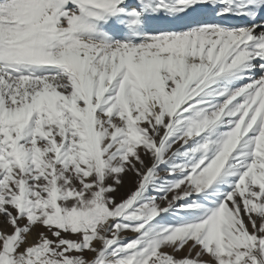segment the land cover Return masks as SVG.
I'll use <instances>...</instances> for the list:
<instances>
[{
	"label": "snow or ice",
	"instance_id": "obj_1",
	"mask_svg": "<svg viewBox=\"0 0 264 264\" xmlns=\"http://www.w3.org/2000/svg\"><path fill=\"white\" fill-rule=\"evenodd\" d=\"M0 264H264V0H0Z\"/></svg>",
	"mask_w": 264,
	"mask_h": 264
}]
</instances>
